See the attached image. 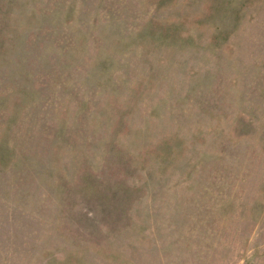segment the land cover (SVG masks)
<instances>
[{"label": "rangeland", "instance_id": "374dc122", "mask_svg": "<svg viewBox=\"0 0 264 264\" xmlns=\"http://www.w3.org/2000/svg\"><path fill=\"white\" fill-rule=\"evenodd\" d=\"M0 264H264V0H0Z\"/></svg>", "mask_w": 264, "mask_h": 264}]
</instances>
